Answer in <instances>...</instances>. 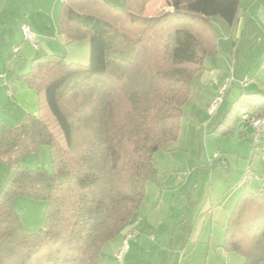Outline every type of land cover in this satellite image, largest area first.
I'll return each mask as SVG.
<instances>
[{"label": "trees", "instance_id": "trees-1", "mask_svg": "<svg viewBox=\"0 0 264 264\" xmlns=\"http://www.w3.org/2000/svg\"><path fill=\"white\" fill-rule=\"evenodd\" d=\"M149 1L63 0L60 33L68 43L87 40L89 62L43 53L19 76L36 91L38 113L16 126L0 120V160L10 166L0 264H102L106 243L132 225L156 153L178 139L194 78L219 53L212 19L234 26L243 0H167L153 15ZM245 113L264 115V92L240 94L212 132L243 133ZM43 145L53 171L21 164ZM19 196L48 203L38 231L21 228ZM224 247L244 264L264 262V181L239 196Z\"/></svg>", "mask_w": 264, "mask_h": 264}, {"label": "rangeland", "instance_id": "rangeland-1", "mask_svg": "<svg viewBox=\"0 0 264 264\" xmlns=\"http://www.w3.org/2000/svg\"><path fill=\"white\" fill-rule=\"evenodd\" d=\"M61 1L55 3V0H44L45 13L37 11L34 4L30 6V9H33V15L38 17V21H40L41 18L50 15V9L55 3L53 6L55 18L57 19L60 14ZM111 1L119 7H123L125 3V0ZM153 6V13L160 14L167 10V0H155ZM1 17L8 20V24L0 26V33L10 31L12 35L19 34L18 47L20 45L32 46L24 35L22 29L24 25L21 24L23 20L18 11L14 9L3 11L0 13ZM49 20H51V15ZM215 20L224 22L220 16H214L213 23ZM60 38H62L61 42L54 41L55 46L53 49L56 55L65 56L69 60L73 54H82L78 49L80 48L78 45L66 44L63 35L62 37L60 35ZM36 40L38 46L41 47L40 40L37 38ZM46 50L45 48L40 51L37 50V56L45 53ZM6 51L10 52L9 46H0V72H5L6 64L9 63L8 57L5 55ZM67 54L70 56L67 57ZM15 55L16 57L18 56V54ZM78 57L77 59L81 63L87 64L89 62V58L82 60L81 56ZM18 58L20 59V65L22 59L20 56ZM19 65L17 60H14L10 62L8 68L13 70L15 66L19 67ZM246 91L256 92L252 88H247ZM259 94L256 93L254 96L259 97ZM239 96L227 104V107L223 110L222 117L233 106ZM4 100L3 94L0 93V105ZM0 116L6 117V121L11 126L19 125L25 121L20 118V115L9 116L7 110L2 111L1 106ZM213 127L214 125L209 128L213 130ZM244 131L246 132L244 136L241 132H237L235 135L226 137H221L216 133L208 134L203 132L201 141L196 142V147H193L192 143L188 141L189 150L183 153L176 150L175 160L171 159V155H168L171 152L166 153L165 159L160 158L159 160V154H161L160 156L164 154L163 149L159 150L155 155L156 173L147 184L148 202L150 203L152 199L156 198L154 189V187L156 188V183L163 182L164 179L168 180L170 176L175 175L177 180L180 178V182L183 185L175 189V186L168 189V187L159 185L160 191L162 190L160 195L163 197V205L160 211L154 213V220L151 221L153 223L151 229L157 230L158 234L152 230L151 233H153V238L156 239L157 243L167 245L171 241L172 233L176 226H180L182 231L187 232V235L195 231L197 237L189 243V249L187 250L191 263L244 264V260L239 253L224 247L226 226L239 196L244 190L258 191L264 181V153L255 151V130L251 125H248L244 128ZM206 136H209L208 144L204 140ZM170 144L172 143H169L165 148H168ZM21 164L32 169L42 167L48 171H53L50 148L48 145H43L40 152L27 153L21 158ZM180 165H182L181 168H179ZM168 169L178 170L172 174V172H168ZM9 174V164L0 160V191L9 178ZM244 178H246L248 183L241 185L240 183ZM168 184L176 185L177 181L168 180ZM161 185L163 184L161 183ZM47 206L48 203L43 200L28 199L24 196L17 198L16 210L20 215L21 222L26 227V229H23L25 232L32 233L42 228ZM175 234L177 235L175 240H178L180 232L177 230ZM110 257V252L104 247L101 254L102 263L106 264ZM117 258L118 261L123 259ZM261 264H264V262Z\"/></svg>", "mask_w": 264, "mask_h": 264}, {"label": "crops", "instance_id": "crops-1", "mask_svg": "<svg viewBox=\"0 0 264 264\" xmlns=\"http://www.w3.org/2000/svg\"><path fill=\"white\" fill-rule=\"evenodd\" d=\"M57 1L60 0H55V3ZM32 4L35 5L37 11L45 13L44 0H0V13L11 9L18 11L23 20L21 24H29L36 38L41 42V47L38 46V48L31 42L32 46L20 45L18 47L19 34L12 35L10 31L0 33V46L7 45L10 50V52H5L9 61L6 64L8 72L6 70L0 72V93L5 98L0 106L2 111L7 110L9 116L20 115V118L25 121L30 114L35 115L38 113V96L36 91L30 89L19 76L30 67L31 60L38 55L37 50L40 51L45 48L47 49L45 53L55 54L54 41L61 42L62 39L60 38L62 34L60 33L58 18L56 19L54 14V4L50 9L51 20H49L50 15H47V17L41 18L40 21H38V17L33 15V9H30ZM154 4L155 0L149 1L146 9L148 15L155 14L152 11ZM2 24L7 25L8 20L1 17L0 26ZM212 24L219 37V53L209 57L206 60V68L196 74L190 92V99L184 106L179 137L176 141L171 142L170 148L163 149L164 154L162 156L159 154V160L160 158L165 159L166 153L170 152L168 155H171V159L175 160L176 150L180 153L189 150L188 141L192 143L193 147H196V142L201 141L203 132L215 134L211 132L212 129L209 127L217 125L223 118L222 113L227 104L238 95L247 92V88H252L256 92H264V0H243L241 12L234 26L220 20H215L213 23V19ZM64 40L66 44L78 45L80 47L78 49L82 53L71 55L72 57L68 61L79 62L78 56H81L82 60L89 58V42L87 40L73 43H68L66 37ZM15 54H18L22 59L20 65V59ZM68 54L67 57L70 56ZM14 60H17L19 67L15 66V69L11 70L8 65ZM231 69H233V72ZM229 76H233L234 80L229 88L222 93V85ZM242 79L249 81L246 87L241 85L240 80ZM219 98H221V102L218 108L212 111L213 103ZM0 120L9 125L6 117L0 116ZM245 134L244 131L242 135ZM208 139L209 136L204 139L206 144H208ZM181 167L182 165L179 168ZM168 170V172L174 174L178 169ZM168 180L177 181V184L169 185ZM168 180L164 179L163 182L156 183V188L154 187L156 198H151L150 203L148 202V191L146 192L145 199L136 213L132 225L125 232L118 234L106 243L104 247L111 255L106 264H197L191 263L190 257H188L190 255L187 252L189 243L197 237L195 231L187 235V232L182 231L180 226H176L171 241L167 245L157 243L156 239L153 238V233H151L153 227L151 221L154 220V213L160 211L163 205V197L160 195L162 190L160 191L159 185L168 187V189L173 188L172 186H175V189L183 185L180 178L178 181L175 175L170 176ZM244 183H248L246 178L240 184L243 185ZM17 198L15 199V208ZM153 201L155 202L153 203ZM20 226L22 229H26L21 220ZM134 227L137 231L130 241V246L127 252L124 253L123 259L121 258L122 261H118V253L122 248L126 233ZM177 230L180 235L178 240H175L177 239L175 234ZM152 231L158 234L157 230ZM111 242L112 244H110Z\"/></svg>", "mask_w": 264, "mask_h": 264}, {"label": "built area", "instance_id": "built-area-1", "mask_svg": "<svg viewBox=\"0 0 264 264\" xmlns=\"http://www.w3.org/2000/svg\"><path fill=\"white\" fill-rule=\"evenodd\" d=\"M23 32L27 40H29L35 47H38L36 35L31 29L29 25L23 26ZM233 72V69H231ZM234 80L233 76H229L225 83L222 85V93H224L230 86L231 82ZM240 83L243 87H246L249 84L247 79L240 80ZM221 102V98L216 100L212 105V111H215ZM243 118L254 128V142H255V151L257 153H264V115H253L249 113H245ZM217 156V155H216ZM136 228H132L130 231L126 233L124 238V242L120 252L118 253V257L122 258L124 253L129 248V241L132 239L136 233Z\"/></svg>", "mask_w": 264, "mask_h": 264}]
</instances>
